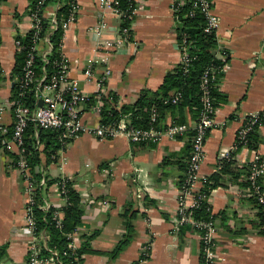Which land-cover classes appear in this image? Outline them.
<instances>
[{
  "label": "crops",
  "instance_id": "0c3cea01",
  "mask_svg": "<svg viewBox=\"0 0 264 264\" xmlns=\"http://www.w3.org/2000/svg\"><path fill=\"white\" fill-rule=\"evenodd\" d=\"M100 1L76 0L78 20L64 33L62 45L70 65L69 78L89 97L103 91L108 97L104 108H114L109 102L112 93L120 106H132L144 91H158L166 75L181 64L180 23L172 8L176 0H136L132 37L114 51H107L103 44L120 38L121 22L110 10L100 8ZM58 7L49 5L46 18L57 14ZM31 10L32 0H3L0 6V107L4 108L3 123L10 128L11 106L22 74L16 73V55L21 53L16 41L31 32ZM214 13L220 19L218 44L229 59L218 85L226 102L216 110L200 175L208 181L213 176L220 178L209 202L218 227L221 264H264L261 220L248 196L249 167L258 156L264 160V0H215ZM103 23L106 28L98 34L96 28ZM48 52L45 43L40 45L41 56ZM90 60L92 79L85 76ZM103 76L106 82L100 89L98 80ZM159 112L162 127L183 124L189 127L188 133L142 145L124 135L100 140L86 133L58 151V159L48 166L45 151L41 153L43 173L47 182H53L44 188L43 201L65 212L58 182L72 179L84 211L77 228V248L86 237L95 236L92 253L84 255L82 264H200L199 235L191 228L177 231L174 226L178 187L186 173L197 116L189 107ZM256 113L263 116L257 149L236 148L245 118ZM101 118L102 113L83 108L82 119L90 130L99 126ZM17 159L0 149V247L5 248L0 251V264H29L33 242L25 228V184L13 166ZM129 223L131 242L112 259L111 253L129 234ZM146 246L149 258L142 260Z\"/></svg>",
  "mask_w": 264,
  "mask_h": 264
},
{
  "label": "built area",
  "instance_id": "2783aa9c",
  "mask_svg": "<svg viewBox=\"0 0 264 264\" xmlns=\"http://www.w3.org/2000/svg\"><path fill=\"white\" fill-rule=\"evenodd\" d=\"M3 0H0V6ZM192 3V9L187 14L194 16L199 10L206 18L205 33L208 35L215 34L217 40L216 59L221 62L218 65H212L205 69L201 76V111L199 113L196 125L193 129L191 141V152L187 160L186 173L178 187L177 195V216L174 222L175 229L179 231L182 228H191L199 235L200 240V264H221L217 251L218 227L214 215L211 212L209 196L204 192V187L208 184V179L200 175L201 166L205 160V145L208 134L214 126L216 114L215 101L211 96L212 87L217 85L220 76H222L229 67L227 52L218 44L217 32L220 26V19L214 13L215 0H179L173 5L175 19L179 21V11L186 2ZM47 0H38L36 6L30 12L32 20L31 32L29 34V44H23L22 39L16 41V47L19 52H25L26 60L22 67V74L17 85V97L13 101L11 109L13 112V125L10 127L4 125L3 114L4 108L0 107V149L14 154L17 160L13 166L21 174L25 184L26 203V222L25 228L32 235L33 242L29 247L28 262L29 264H63L57 249L48 247L49 236L42 234L38 226V220L35 216V209L40 208L48 211L51 207L48 203H38L37 193L38 185L43 188L47 187V179L43 173V165L32 168L26 159V132L30 125L36 130V136L40 131L51 132L56 135L55 146L58 147L55 153H52L51 160L58 159V151L63 152L66 147L79 136L90 133L100 140H108L124 135L133 144H158L164 136L171 140L183 137L188 133L189 127L183 124H172L168 127H162L161 115L157 106H153L150 111L149 125L147 128H140L132 124L130 116L126 115L112 122H103V117L99 126L90 130L82 119V112L85 106H88L101 115L107 95L100 91L95 96L89 97L82 92L79 83L69 78L70 65L66 56L62 52L64 33L74 25L78 20V6L76 1L73 3L70 14L61 24L57 20V14L53 12L50 17V30L44 33L40 10L45 6ZM58 9L61 8L58 4ZM100 8L110 10L121 22L120 38L115 42H105L103 44L107 51L119 49L123 42L130 40L132 37L131 24L134 21L138 5L136 0H132L127 9L121 7L120 0H101ZM61 27L63 36L58 48L57 56L53 61L49 60L54 49L51 43L53 32ZM106 25L103 23L96 32L100 34ZM46 44L49 52L41 56L40 45ZM182 54L181 65L185 72L189 71L193 58L190 56V43L185 35L179 43ZM41 57L45 62L52 66L53 73L48 81L47 75L38 79L36 74V60ZM105 62L106 60H101ZM93 60L89 61V68L85 71L88 79L93 78L92 71ZM1 75V71H0ZM106 77L98 80V87L102 89L105 85ZM33 92L36 107L32 109L27 104L29 94ZM183 99L182 92L171 93L162 103L165 106H177ZM113 107L121 109V106L112 98L109 100ZM40 103L42 105L40 106ZM263 116L261 114H250L240 128L236 140V148L249 147V135L262 125ZM37 150L42 153L45 151V144L37 139ZM229 158V156H227ZM41 174L43 178L38 182L35 175ZM264 160L256 157L249 167L248 183L250 186L248 196L257 200L261 206L263 224L261 232L264 235ZM72 179L62 178L59 182L60 195L69 206V192L72 188ZM202 186V188H197ZM204 205H207L209 215L206 219L197 218L195 213ZM65 212L60 209H53L52 220L56 223L58 229L63 228ZM78 229L67 234L69 240L68 249L75 254L79 250L76 240ZM149 247L143 249L142 257L144 260L149 258ZM43 251L49 254L44 255ZM73 264H82L80 257L75 256Z\"/></svg>",
  "mask_w": 264,
  "mask_h": 264
},
{
  "label": "trees",
  "instance_id": "16d2710c",
  "mask_svg": "<svg viewBox=\"0 0 264 264\" xmlns=\"http://www.w3.org/2000/svg\"><path fill=\"white\" fill-rule=\"evenodd\" d=\"M76 0H47L44 7H48L52 4H60L61 8L57 11V20L61 22L68 18L72 5ZM132 0H120L121 7L127 9ZM177 2L179 0H176ZM38 0H32V8L37 4ZM192 9V3L186 2L184 6L180 8L179 11V23L178 28V41L181 42L182 38L186 35L188 41L191 45L190 47V56L193 58L191 66L188 72H185L184 68L180 64L173 72L166 75L164 82L160 89L156 92L144 91L138 101L132 105H122L120 110L115 108L109 109L108 106L105 107L102 111L103 122H112L120 119L123 116H130L132 124L140 128H147L149 125V117L151 108L155 105L160 111L165 108H178V107H189L192 111L195 112L197 119L201 111V91H200V82L201 76L206 68L212 65L221 64L220 61L216 59L215 50L217 48V40L215 34L208 35L205 31L206 18L199 10L196 11L194 16H188L187 14ZM40 16L42 18V23L44 27V33L49 32L51 28L50 20L46 18L45 11L43 8L40 10ZM63 36V31L61 27L53 32L51 36V43L53 44L52 55L49 57L50 61H53L54 58L58 55V48L61 43ZM30 36L23 39V44H29ZM26 60L25 52H21L19 55H16V73L20 75L22 72V67L24 66ZM53 73L52 66L49 62H45L41 57H38L36 60V76L38 79L46 76L48 81L50 75ZM222 76H220L221 79ZM1 78V76H0ZM217 85L212 87L211 96L215 101V108L218 109L221 105L226 102V96H224L219 90V82ZM182 92L183 99L177 106H165L163 105V99L167 98L171 93ZM14 100L17 97V90L15 89ZM112 98L117 101V96L112 93ZM13 100V101H14ZM27 104L29 107L34 109L36 107L35 97L33 92L29 94L27 98ZM259 128V127H258ZM258 128H256L249 135V147L251 149H257L258 145ZM38 138L41 142L45 143V152L46 153V163L48 166L51 164V155L55 153L58 147L55 146L56 135L51 132L40 131ZM37 136L36 130L33 125H30L26 132V159L31 165L32 168H35L38 165L43 163L41 153L37 150ZM50 149V151H48ZM226 164L225 166H229ZM36 180L39 182L43 178V175H35ZM46 178V177H45ZM47 179V178H46ZM183 180V179H182ZM181 180V181H182ZM211 181H213L211 183ZM219 175L213 176L209 180L208 184L205 186L204 192L209 196L211 191L218 187L219 185ZM264 181V180H262ZM48 185H51L53 182H47ZM249 186V183H248ZM264 188V186H263ZM44 188L38 185L37 200L38 203L42 204L44 199ZM69 206L65 209V217L63 221V228L58 229L56 223L52 220L53 208H50L48 211L42 210L40 208L35 209V216L38 220V226L40 232L49 236L48 247L50 249H57L59 257L63 264H73L75 256L80 257V262L83 263L84 255L92 253L91 250V241L95 237L90 236L86 237L81 248L77 251L76 255L71 253L68 249L69 240L67 239V234L75 231L82 223V218L84 211L81 207V199L79 194L71 188L69 192ZM258 209V217L261 220V225L263 224V218L261 213V206L258 204L257 200L252 199ZM209 215L207 211V205L201 207L196 213L197 218L206 219ZM188 228V227H186ZM183 229V228H182ZM181 229V230H182ZM189 229V228H188ZM129 234L126 239L118 244V246L111 253V258L115 259L122 252V250L128 246L131 242V234L133 232V227L129 223L128 225ZM0 251L5 252V248L0 247ZM1 253V252H0ZM44 255H48L47 251H43ZM144 257H142V260ZM137 264V263H136Z\"/></svg>",
  "mask_w": 264,
  "mask_h": 264
},
{
  "label": "water",
  "instance_id": "95a60500",
  "mask_svg": "<svg viewBox=\"0 0 264 264\" xmlns=\"http://www.w3.org/2000/svg\"><path fill=\"white\" fill-rule=\"evenodd\" d=\"M42 105V103H40V106Z\"/></svg>",
  "mask_w": 264,
  "mask_h": 264
}]
</instances>
